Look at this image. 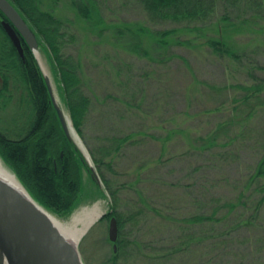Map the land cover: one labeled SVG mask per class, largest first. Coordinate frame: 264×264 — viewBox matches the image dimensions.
Here are the masks:
<instances>
[{"label":"rangeland","instance_id":"obj_1","mask_svg":"<svg viewBox=\"0 0 264 264\" xmlns=\"http://www.w3.org/2000/svg\"><path fill=\"white\" fill-rule=\"evenodd\" d=\"M96 1L108 26L100 36L76 16L70 0H56L53 14L66 22L73 36L61 52L78 62L81 91L89 100L81 134L76 132L104 191L86 170L79 205L67 217L56 218L70 225L75 213L95 202L101 212L110 211L103 175L117 191L115 211L123 220L118 232L125 244L116 264H264V200L259 203L264 193L255 183H247L264 154V105L255 106L248 118L247 108L239 115L233 111L245 95L236 86H249L253 77L264 76L256 68L264 66V31L232 36L238 59L213 53L202 45L201 37L185 31L174 41L190 43L172 44L168 51L151 50L144 41L152 59L124 48L114 37V28L123 23L151 30L179 25L151 24L138 0ZM40 58L60 95L53 64L45 52ZM19 97L16 92L5 107L0 105V130L10 138L26 133L29 109L17 102ZM127 135L130 138L114 149L113 138ZM210 135L215 136L213 143L201 142ZM92 156L98 166L100 160L104 163L101 173ZM241 190L245 208L237 206L226 220L212 226L188 224L193 236L186 237L183 217L213 209L218 216L219 203L228 199L237 204ZM256 202L257 210L249 205ZM110 217L98 220L80 239L77 250L84 264H112Z\"/></svg>","mask_w":264,"mask_h":264},{"label":"trees","instance_id":"obj_2","mask_svg":"<svg viewBox=\"0 0 264 264\" xmlns=\"http://www.w3.org/2000/svg\"><path fill=\"white\" fill-rule=\"evenodd\" d=\"M8 1L34 32L40 50L47 54L53 64L61 100L73 127L81 134L80 127L85 120L89 100L81 91L78 62L73 56L61 52L63 46H66L73 36L69 35L68 27L65 28L66 22L53 14L56 0ZM138 2L151 24L171 22L179 25L177 28L164 30H151L146 26L128 23L116 26L114 37L117 42L142 57L153 59L150 56L151 50L168 51L172 44H189L190 41L187 39L174 41L177 33L185 31L193 34L195 38L201 37L202 45L213 53L238 59L239 48L231 39L232 36L245 31L254 33L264 31V0H138ZM70 7L77 17L89 23L90 29L99 32V36L108 28L98 12L96 0H70ZM2 20H5V17L0 12V100H2L0 105L5 107L7 102L15 98V93L19 92L20 100L17 102H24L29 113L25 123L26 133L23 135L10 138V135L0 130V158L41 206L58 218L67 217L79 205L81 177L87 166L62 131L32 53L22 42L23 59L18 56L1 25ZM144 41H148L147 46H151V50L144 46ZM168 55L174 56L170 52ZM256 68L264 71L262 65H257ZM253 78L254 83L249 86H236L244 91L245 95L238 101L240 105L233 111L239 115L247 108L246 118L251 117L255 106L264 105L262 95L264 76ZM128 138L129 135L113 138L114 149H119L120 143L127 141ZM214 141V135H210L207 140L201 138L202 143L210 144ZM92 158L97 171L101 173L100 169L104 163L100 160L98 166L99 160L93 156ZM261 179H264V154L253 167L247 183H255L256 188L264 193V183L260 181ZM102 181L110 199L108 216H115L119 231L123 226V220L121 214L115 211L118 205L117 191L111 188L109 180L103 175ZM244 198L245 194L241 190L237 204L224 199L219 203L222 213L218 216H216L218 210L213 209L208 214L183 217L180 221L187 225L186 237L193 236V233H189L188 224L201 223L212 226L215 221L226 220L227 215L234 212L237 206L245 208L248 205ZM263 200L264 197L259 203H263ZM259 203L249 205L257 210ZM130 214L133 216V213ZM124 244L122 235L118 232L117 252L111 257L112 264L117 263Z\"/></svg>","mask_w":264,"mask_h":264},{"label":"water","instance_id":"obj_3","mask_svg":"<svg viewBox=\"0 0 264 264\" xmlns=\"http://www.w3.org/2000/svg\"><path fill=\"white\" fill-rule=\"evenodd\" d=\"M0 12L5 17V20L1 21V25L18 56L23 59L22 42L32 53L47 89L49 102L57 115L65 137L81 155L83 163L87 166V173L91 174L93 180L104 191L90 154L73 127L70 116H66L64 105L53 80L42 67L41 50L34 32L8 0H0ZM0 162L14 176L22 190L16 192L10 186L0 182V264H84L77 250L78 243L90 227L105 217L109 211L100 212L82 230L81 238L74 243H69L54 226L51 219L60 221L30 195L15 173L1 158ZM94 205H98V203L83 207L78 213L85 208H92ZM117 239L118 225L115 216H112L109 219L108 240L112 243L113 253H116L117 250Z\"/></svg>","mask_w":264,"mask_h":264},{"label":"bare ground","instance_id":"obj_4","mask_svg":"<svg viewBox=\"0 0 264 264\" xmlns=\"http://www.w3.org/2000/svg\"><path fill=\"white\" fill-rule=\"evenodd\" d=\"M55 82H57L56 79ZM0 182H3L4 184L10 186L16 192H20L21 190L14 176L2 166L1 162ZM100 212V207L98 205H94L92 208H85L80 213H75L73 216V220L71 221L72 223H70V225L62 224L61 222H58L54 219H51V221L69 243H74L75 241L81 238L82 230L88 224H90L98 216V214H100Z\"/></svg>","mask_w":264,"mask_h":264}]
</instances>
